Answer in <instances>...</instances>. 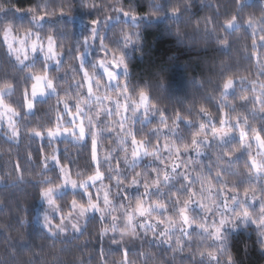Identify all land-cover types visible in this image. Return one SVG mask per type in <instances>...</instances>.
Here are the masks:
<instances>
[{
	"label": "clouds",
	"instance_id": "clouds-1",
	"mask_svg": "<svg viewBox=\"0 0 264 264\" xmlns=\"http://www.w3.org/2000/svg\"><path fill=\"white\" fill-rule=\"evenodd\" d=\"M0 264H264V0H0Z\"/></svg>",
	"mask_w": 264,
	"mask_h": 264
}]
</instances>
